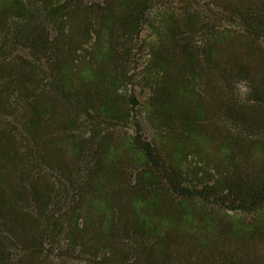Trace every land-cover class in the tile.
Instances as JSON below:
<instances>
[{
    "label": "trees",
    "instance_id": "16d2710c",
    "mask_svg": "<svg viewBox=\"0 0 264 264\" xmlns=\"http://www.w3.org/2000/svg\"><path fill=\"white\" fill-rule=\"evenodd\" d=\"M0 264H264V0H0Z\"/></svg>",
    "mask_w": 264,
    "mask_h": 264
},
{
    "label": "rangeland",
    "instance_id": "374dc122",
    "mask_svg": "<svg viewBox=\"0 0 264 264\" xmlns=\"http://www.w3.org/2000/svg\"><path fill=\"white\" fill-rule=\"evenodd\" d=\"M149 32H150V31L145 32V33L143 34V36H146ZM145 61H146V55L142 58V62H145ZM137 94L140 95L141 100H144L145 97H144V95H141V94H140V90H139V89H137Z\"/></svg>",
    "mask_w": 264,
    "mask_h": 264
}]
</instances>
